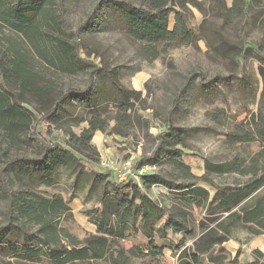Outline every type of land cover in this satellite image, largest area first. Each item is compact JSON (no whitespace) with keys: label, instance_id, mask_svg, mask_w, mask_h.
<instances>
[{"label":"trees","instance_id":"trees-1","mask_svg":"<svg viewBox=\"0 0 264 264\" xmlns=\"http://www.w3.org/2000/svg\"><path fill=\"white\" fill-rule=\"evenodd\" d=\"M102 3L110 11L109 18H116L123 33L140 45L139 53L146 61H153L171 49L194 46L204 40L207 48L216 56L227 58L242 72L243 58L249 51L255 52L260 59L258 71L247 76L243 72L241 79L250 87H261L258 110L248 122L235 125L225 142L230 146L255 143L257 150L248 155L235 154L221 163L206 162L203 175L195 177L183 161L180 151L174 149L182 145L185 132L169 126L167 117L162 132L156 136V150L140 159L137 167H143L162 151H167L170 173L167 176L146 173L141 177V184H137L133 180H107L109 174L90 172L93 177L91 182L87 179L88 187L106 180L112 186V196L107 191L100 194L97 201L102 209L93 210L94 218L91 221L96 233L84 240L58 226V220L69 211L61 195L50 198L32 195L15 207L9 202L5 225L0 228L2 235L11 228L25 233L23 225L15 222L14 209L24 217V223L37 225L34 233L25 234L33 237L32 246L23 247V254L17 253L15 257L23 264H40L43 261L48 264H140L134 261H159L166 246L157 245L156 239H165L170 232L182 236L176 246L168 247L174 253L187 240L191 241L189 248L185 247L178 253L177 264H201L203 261L213 264H264V255L257 249L252 251V261L239 263L237 257L230 259L223 248L224 243L235 239L233 233L237 227L247 232L246 242L264 234V53L249 41L233 42L225 36L228 27L246 23L252 11L254 19L264 16V0H232L230 6L225 0H102ZM31 7L22 0H0V31L10 27L21 39H2L0 34V133L11 142H16L31 123V116L35 117L22 105V95L29 97L30 103H37L35 108L41 115L36 122L65 119L71 95H89V103L85 105L86 109H90L85 120L87 126L78 134L66 132L70 149L62 148L59 144H54L52 148L40 144L42 156L39 160L44 163L45 173L51 174L62 168L69 171L71 176L77 174L75 178H78L85 173L81 165L84 159L75 151L89 157V153L94 152L90 145L94 133H105L109 129V121L99 112L102 99L95 96L96 91L88 93L94 74L98 80L108 83L107 91L117 107L114 117L117 123L109 130L110 133L125 136L121 122L123 126L127 125L126 111L133 107L138 94L125 89L112 70L103 69L81 56V28L71 30L75 42H69L58 20L65 21L62 8L56 14L51 7L40 3ZM191 8L204 16L195 29L189 23ZM2 44L5 48H2ZM46 44H50L51 48H47ZM23 46L28 47L33 60L53 67L58 74L88 73V86L83 90H56V83L38 72L20 48ZM14 63L19 65L22 72L11 74L8 71ZM95 86L96 89L101 88L100 85ZM12 87H17L19 93H15ZM16 161L3 162L0 172ZM223 174H235L242 180L235 181L236 188H219L213 184L212 176L220 177ZM179 179L181 181L177 183ZM200 182L214 187L215 200L223 214L211 225L196 222L190 210L205 209L209 204V192L198 185ZM154 185L165 188L176 197L153 200L147 191ZM132 228L147 239L146 247L141 248L127 239L126 232Z\"/></svg>","mask_w":264,"mask_h":264},{"label":"rangeland","instance_id":"rangeland-1","mask_svg":"<svg viewBox=\"0 0 264 264\" xmlns=\"http://www.w3.org/2000/svg\"><path fill=\"white\" fill-rule=\"evenodd\" d=\"M22 1L31 5V9L39 3L51 7L56 14L62 8L65 21L58 20L63 32L68 35L69 42H75L71 30L81 28L83 44L81 56L103 69L112 70L125 89L138 95L133 101V107L126 111L127 125L123 126L124 123L121 122L125 136L110 133L109 130L117 123L114 119L117 107L107 91L108 83L98 80L94 74L88 93L96 91L95 96H100L102 99L99 112L109 121V129L105 133L100 131L94 133L90 142L94 152L89 153V157H85L80 151H75L84 159L81 165L87 173H83L78 178H75L77 174L71 176L69 171L62 168L56 169L51 174L45 173L44 163L39 160L42 156L40 144L49 148L59 144L69 150L66 132L72 131L78 134L87 126L85 120L90 109H86L85 105L89 103L87 99L89 95H71L67 117L56 122L43 120L36 122L41 115L35 108L37 103H30L29 97L22 95V105L35 117L31 116V123L16 142H11L0 133V167L3 162L17 159L14 164L0 172V228L5 225V212L9 202L15 207L32 195L48 198L61 195L69 211L58 220V226L79 240L95 234L96 227L91 222L94 218L93 210L102 209L101 203L97 200L105 191L112 196V186L105 180L96 184L97 186L88 187L87 179L89 178L91 182L93 177V173L90 172L109 174L107 180L113 178L119 181L118 176H122L138 182L137 184H141V177L146 173H160L167 176L166 174L171 170L167 151H162L158 157L153 158L143 167H137L140 159L156 150L158 145L156 136L162 132L167 117L169 126L185 132L182 145L174 149L180 151L183 161L190 167L195 177L203 175L206 162L221 163L230 160L235 154L248 155L257 150L255 143L230 146L225 142L227 134L235 125L248 122L251 115L258 110L261 87L256 88L254 85L250 87L244 79H241L243 72L247 76L258 71L260 59L255 52L249 51L243 58L242 72L227 58L216 56L207 48L204 40L198 41L194 46L171 49L153 61H146L139 53L140 45L123 33L121 24L116 18H109L110 11L102 0ZM225 1L228 6L231 5L232 0ZM191 12L189 23L195 29L204 16L195 8H191ZM252 12L243 25L228 27L225 36L233 42L249 41L259 52L264 53V16L254 19ZM0 34L2 39L6 37L13 41H21L10 27H5ZM3 45L2 48H5ZM46 47L50 49L51 45L46 44ZM20 48L42 76L56 83V90L62 92L69 89L83 90L88 86V73L58 74L53 67L33 60L27 46ZM8 71H11V74L22 72L15 63L11 64ZM95 85H100L101 88L96 89ZM12 89L15 93H19L17 87ZM78 120L83 121L78 123ZM141 169L142 173H140ZM212 178L213 184L219 188H236L235 181L242 180L235 174H223ZM180 181L181 179L176 182ZM81 184L84 186L81 187ZM198 185L208 190L209 204L205 209L190 210L196 222L211 225L223 215L215 200L216 190L202 182ZM147 194L157 201H163L165 197H176L165 188L155 185L147 191ZM13 216L17 219L15 222L23 225L25 233L17 228L4 231L3 235L0 232V264H23L15 254H23V247L32 246L34 243L33 237L25 234L34 233L37 225L33 222L24 223V217L20 216L16 209L13 210ZM133 228L126 232L127 239L141 248L146 247L147 239L140 231H135ZM233 237L235 239L223 244L230 259L237 257L239 263L252 261L253 249L259 250L264 255V234L246 242L247 232L242 227H237ZM181 238L180 234L173 235L169 232L165 239H156L157 245L166 246L163 250L164 255L159 261L141 259L134 262L177 264L178 253L185 247L189 248L191 241L187 240L176 253L168 247L176 246ZM40 264H48V262L43 261ZM201 264L213 263L203 261Z\"/></svg>","mask_w":264,"mask_h":264},{"label":"built area","instance_id":"built-area-1","mask_svg":"<svg viewBox=\"0 0 264 264\" xmlns=\"http://www.w3.org/2000/svg\"><path fill=\"white\" fill-rule=\"evenodd\" d=\"M140 173H142V169H141V172ZM118 179H119V181H126V180H128V178H125V177H122V176H118Z\"/></svg>","mask_w":264,"mask_h":264},{"label":"crops","instance_id":"crops-1","mask_svg":"<svg viewBox=\"0 0 264 264\" xmlns=\"http://www.w3.org/2000/svg\"><path fill=\"white\" fill-rule=\"evenodd\" d=\"M262 235H263V234H262ZM259 236H260V235H259ZM256 237H258V236H256ZM254 238H255V237H254ZM236 242H237V243H240V242H238V241H236ZM253 250H254V249H253ZM253 250H252V251H253ZM261 253H262V252H261ZM262 254H263V253H262ZM249 262H250V261H249ZM240 263H242V262H240Z\"/></svg>","mask_w":264,"mask_h":264}]
</instances>
